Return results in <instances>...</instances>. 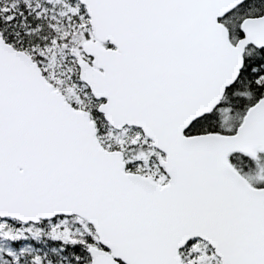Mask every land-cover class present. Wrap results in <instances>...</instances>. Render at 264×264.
I'll use <instances>...</instances> for the list:
<instances>
[{"label": "snow or ice", "instance_id": "6c2138e0", "mask_svg": "<svg viewBox=\"0 0 264 264\" xmlns=\"http://www.w3.org/2000/svg\"><path fill=\"white\" fill-rule=\"evenodd\" d=\"M0 264H264V0H0Z\"/></svg>", "mask_w": 264, "mask_h": 264}]
</instances>
